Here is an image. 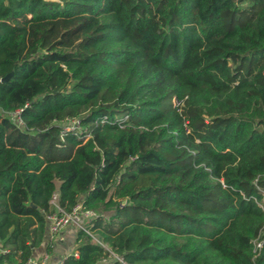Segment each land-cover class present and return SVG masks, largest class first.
I'll return each mask as SVG.
<instances>
[{
	"label": "trees",
	"instance_id": "trees-1",
	"mask_svg": "<svg viewBox=\"0 0 264 264\" xmlns=\"http://www.w3.org/2000/svg\"><path fill=\"white\" fill-rule=\"evenodd\" d=\"M8 72L0 264H264V0H0Z\"/></svg>",
	"mask_w": 264,
	"mask_h": 264
},
{
	"label": "built area",
	"instance_id": "built-area-1",
	"mask_svg": "<svg viewBox=\"0 0 264 264\" xmlns=\"http://www.w3.org/2000/svg\"><path fill=\"white\" fill-rule=\"evenodd\" d=\"M173 103H176V100L172 99ZM18 109L11 112V115L15 117L17 115ZM16 118V117H15ZM17 122L20 120L17 118ZM62 130H73L76 135L85 133V136L88 135L86 128L79 124V120L72 117L66 119L62 124ZM262 193L264 190H261ZM264 212V206H262ZM97 211L92 209H81L80 204H75L69 212H62L60 209L46 215L47 229H48V238L53 239L58 236L59 232L66 226L68 223L73 222L78 226H81L82 219H90L95 216ZM82 227V226H81ZM83 228V227H82ZM73 255H76V252L73 251ZM63 258V257H62ZM61 260L58 261V264H61ZM47 255L44 254L37 259L26 260L24 264H46Z\"/></svg>",
	"mask_w": 264,
	"mask_h": 264
},
{
	"label": "crops",
	"instance_id": "crops-1",
	"mask_svg": "<svg viewBox=\"0 0 264 264\" xmlns=\"http://www.w3.org/2000/svg\"><path fill=\"white\" fill-rule=\"evenodd\" d=\"M47 223L48 221L46 220L41 241L32 249L29 259H37L46 254V264H58V261L74 247L73 238L77 224L68 223L57 237L49 239Z\"/></svg>",
	"mask_w": 264,
	"mask_h": 264
},
{
	"label": "water",
	"instance_id": "water-1",
	"mask_svg": "<svg viewBox=\"0 0 264 264\" xmlns=\"http://www.w3.org/2000/svg\"><path fill=\"white\" fill-rule=\"evenodd\" d=\"M9 75V72L6 73L3 77L0 78V80H5L7 78V76Z\"/></svg>",
	"mask_w": 264,
	"mask_h": 264
}]
</instances>
